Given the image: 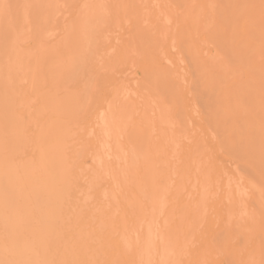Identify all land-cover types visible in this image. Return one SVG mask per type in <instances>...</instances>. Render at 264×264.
Masks as SVG:
<instances>
[{
	"label": "bare ground",
	"instance_id": "obj_1",
	"mask_svg": "<svg viewBox=\"0 0 264 264\" xmlns=\"http://www.w3.org/2000/svg\"><path fill=\"white\" fill-rule=\"evenodd\" d=\"M151 7L168 39L172 15ZM56 12L53 6L38 19L45 39L52 36ZM110 13L109 4L90 1L68 29L76 37L64 75L91 80L85 101L95 87L100 51L115 47L97 48V24L112 23ZM127 47H118L122 61L135 53ZM167 60L174 62L164 53L157 67L181 78L177 66H162ZM118 86L98 99L85 125L69 115L75 123L46 126L0 149V264H264L257 185L264 181V142L253 124L240 131L218 114L213 123L223 137L211 148L188 125L174 130L170 124L154 141L146 132L134 139L125 133L138 94ZM157 115L143 119L150 130L166 121ZM220 150L257 164L258 174L227 170L215 155ZM152 151L160 153L159 168H151Z\"/></svg>",
	"mask_w": 264,
	"mask_h": 264
},
{
	"label": "rangeland",
	"instance_id": "obj_2",
	"mask_svg": "<svg viewBox=\"0 0 264 264\" xmlns=\"http://www.w3.org/2000/svg\"><path fill=\"white\" fill-rule=\"evenodd\" d=\"M90 1L105 2L111 11L112 23L97 24V48L113 43L115 47L100 51L99 65H93L95 87L85 101L91 80L70 79L64 70L76 37L68 34L69 26L80 22L82 7ZM158 5L173 17L168 39L150 9ZM53 6L57 14L52 36L45 39V25L37 23ZM123 45L135 53L122 61L118 47ZM164 53L174 62L164 61L162 66H177L182 79L157 67ZM118 85L138 94V109L128 119L125 133L134 139L146 132L154 141L170 124L174 130L188 125L201 131L211 148L222 140L213 123L222 115L240 131L253 124L264 142V0H0L1 150L46 126L75 123L69 115L85 125L98 109V99ZM158 113L166 121L150 130L151 124L143 119ZM184 116L189 122L181 120ZM215 155L229 171L257 175L260 169L224 150ZM148 156L155 164L151 168H159L160 153L152 151ZM257 185L264 208V181L258 179Z\"/></svg>",
	"mask_w": 264,
	"mask_h": 264
}]
</instances>
